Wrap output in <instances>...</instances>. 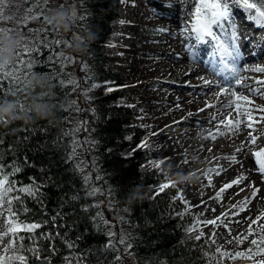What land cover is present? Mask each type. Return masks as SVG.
<instances>
[{
    "label": "trees",
    "instance_id": "16d2710c",
    "mask_svg": "<svg viewBox=\"0 0 264 264\" xmlns=\"http://www.w3.org/2000/svg\"><path fill=\"white\" fill-rule=\"evenodd\" d=\"M30 2L18 0L17 7ZM65 2L74 3L75 13L74 18L68 16L65 29L51 22V14L45 17L50 25L43 18L26 22L21 16L26 11L6 9L14 6L10 0L0 10V37L12 35L20 41L11 66L17 64L18 52L20 59L33 61L14 85L5 82L0 92V107L14 106L12 116L0 117V156L5 165L21 168L10 180L17 187L32 185L33 180L42 185L36 199L10 194L23 200L12 206L25 213L21 220L47 221L35 234L20 233L25 246L39 249V259L33 254L28 264H221L207 237L184 235L190 219L178 216L180 202L170 196L169 187L159 191L165 183L155 171L141 168L147 134L132 123L138 110L131 97L149 102L151 76L143 62L149 56L128 49L131 63L116 68L115 58L106 52L121 5L118 0ZM60 5L59 10L68 11L63 0ZM38 14L25 13V18ZM92 33L97 34L94 42ZM37 40L43 42L40 50L25 54L23 48L38 46L33 44ZM73 45L83 62L66 59ZM84 86L95 92L82 103L90 105L86 149L80 141L78 147L74 144L79 135L72 138L83 113L75 95ZM93 189L98 191L90 195ZM42 233L53 238L45 239ZM32 235L35 243L28 239ZM122 236L130 237V248L119 243Z\"/></svg>",
    "mask_w": 264,
    "mask_h": 264
},
{
    "label": "rangeland",
    "instance_id": "374dc122",
    "mask_svg": "<svg viewBox=\"0 0 264 264\" xmlns=\"http://www.w3.org/2000/svg\"><path fill=\"white\" fill-rule=\"evenodd\" d=\"M10 1L14 2V6L9 8L7 5V10L11 9L12 11H17L21 9V13L26 11L25 13L33 15L34 12H39L42 8V15H45L44 17H47V15L50 17V14L52 16L53 12L55 13L58 11L61 6V0H39V7H36L37 0H33L30 4H28V2L21 7H17L18 0ZM118 2L121 5V15L112 21L114 30L110 33L108 38L109 46L106 52L115 58L116 68L123 64L128 65V63H131V54H127L126 51L128 49L135 50L140 54L141 52L146 53L149 56L143 61L147 66L144 67L145 72L149 73L151 76L150 99L147 98L149 102L137 101L135 96L131 97V100L135 102L138 110L132 123L142 127L147 134L144 142V145H147L146 147L144 146L146 160L142 163L141 168L155 171L161 181L169 183L170 196L177 199L181 204V210L178 212V216L187 215L190 219V223L185 225L183 230L185 236L191 239L197 236L207 237L213 244L215 250L219 248L221 251H228L233 254L237 251L246 252L249 247H252L255 251V247L251 245V240L258 239L260 235H264V232L260 231L261 226H264V211L255 224L252 222L250 225L248 224L247 227L246 224H243L241 228H230L227 221L234 217L232 215L236 214L242 207L243 202L240 198L243 195L240 194V191H234L230 193H221L219 197L216 196V193L219 192L222 187L221 185L225 184L224 180L220 181L221 174L219 180L217 181L216 179V175L224 171V168L217 162L211 163V160L215 157L214 154L217 152V144L213 145L212 142L206 143L203 138L196 139L195 142L192 137L194 132L188 135L187 133L183 134L185 129L184 125L187 122L182 119L185 117L190 116L192 120L196 119L195 121L199 122H197L199 127L195 130L205 127L206 124H208L210 117L214 113L213 110L203 115L196 112L191 114V112H194L196 109L199 110L200 106L205 107L211 103V100L207 98V93L211 92L212 89L215 88L217 92L219 91L216 85H203L202 80L194 78L195 75H197L196 73H189L188 70L180 68V63H177L174 68L172 64H169V61L172 63L180 61V57H183L185 52L198 58L203 57V51L207 53V49H204V45H200V43L195 41L194 37H190L182 32L184 22L191 20V16L185 15L183 10L190 12L195 6V0H118ZM65 4L67 6L68 16L74 18V3L69 5L63 0V5ZM29 9H32V11H29ZM63 11H65V9ZM25 13L21 16L22 19L26 21ZM237 15L240 16L239 12H237ZM240 18L243 19L242 16ZM168 22L174 27V30H178L180 34L185 37L183 36L181 38L171 33L170 30H168ZM238 32L240 34L238 43L241 45L240 42L249 37L252 28L249 25H245L242 29L240 28ZM134 34L136 36L135 40H133ZM248 42L251 43L249 40ZM251 46L252 45H250L249 48ZM78 49L73 45L71 49L69 48L67 50L68 55L66 59L69 62L70 58L73 59L72 61L78 60L83 62L81 51ZM208 50L209 52L211 51L209 47ZM240 51L242 53L244 50L241 49ZM249 51L252 52L253 48ZM246 54H248V52L244 51L243 55ZM207 55L208 56L204 57L208 59L203 57L201 60H206L205 62L212 65L209 53ZM260 56L261 55H258L253 59H245L243 61L240 59V66L243 67L240 74L247 77H255L256 79H264V74L244 71L247 67H254L257 64L262 65L260 64L261 62L258 61ZM194 66L197 67L196 72H202L204 69L200 62H195ZM215 76L216 74H214L213 79L219 83L220 81H218ZM250 83L252 84L253 81ZM253 86L257 87L258 85ZM130 91H132V89L126 90L127 93ZM261 93H264V88H262ZM94 94L95 92L92 87L84 86V89H81L80 92L75 95V100L84 114L80 111L82 114L80 128L74 132L72 138H74V135H79L80 140L76 141H80V146H83L85 149L89 139V134L87 132L88 118L86 115H88L90 105L87 103L82 105V103L87 102ZM244 94H248L247 90H244ZM197 97H200V100H197ZM249 99H252L254 102L253 105L264 106V95L259 97V93H257L255 95H250ZM84 105H86L87 108H84ZM253 105L249 107H253ZM253 115L261 116L262 113L254 111ZM262 124L264 131V123ZM83 127L84 131H82ZM191 142L193 148H198L197 154L193 153V155H191L187 152V145L191 144ZM204 143L207 145L204 146ZM75 145L77 147L79 146V144ZM261 148H263V145L260 144H251V147H249L250 154L252 157H255L258 167L260 166L255 153ZM121 153L124 154L126 151L122 150ZM168 159H171L172 162H168ZM168 163L171 167H169ZM174 163V166L177 167L176 171H172ZM215 167L222 169V171L209 172V168L212 169ZM183 176L195 177V180L185 181L183 183L178 182V178ZM260 181L262 185H254V189L251 191H249L251 188L247 187L246 192L251 193L248 199L252 197L254 191L264 198V173L260 176ZM173 183L175 187L171 186ZM255 188L257 189L255 190ZM7 208L8 205L5 203L3 206V213L0 214V231H3L6 226L9 215ZM218 216L220 220H218L215 225L202 223L204 219H216ZM249 226L253 229L251 234H249ZM244 236H247V239H243ZM237 237L242 239L243 242L238 243ZM11 239H13V237L9 235L4 238L3 243L7 244ZM0 254H5L2 246H0ZM259 259H264V254L254 257L253 260H249L245 256L235 260L229 258L221 259L220 257L219 261H221V264H254V260Z\"/></svg>",
    "mask_w": 264,
    "mask_h": 264
},
{
    "label": "snow or ice",
    "instance_id": "6c2138e0",
    "mask_svg": "<svg viewBox=\"0 0 264 264\" xmlns=\"http://www.w3.org/2000/svg\"><path fill=\"white\" fill-rule=\"evenodd\" d=\"M5 3L6 0H0V10L4 8ZM36 7H39V0H37ZM29 11H32V9H29ZM183 12L185 15H190L191 20L184 22L182 32L190 37H194L197 43H209L211 45L209 56L213 59L218 57L221 71L224 68H229L233 76V79L225 77V83L223 84H219L215 80H208L201 77L203 85H216L219 88V91L216 92L217 98L220 96L228 97L217 109L219 115H223L224 112L227 111V116L225 119L219 120L215 134L210 133L211 139L215 140L217 136H223L234 131L238 132L241 129V124H244L248 129L254 130V124L264 120V115H261L257 119L254 117L253 113L254 111L264 113V106L253 105V101L249 99V96L261 93V88H264V79H256L255 77H247L240 74L241 70L237 67L241 58L240 45L238 43L240 34L238 29L245 25H252L254 30L264 29V0H195V6L191 11L188 12L187 10H183ZM237 12L240 13V16L237 15ZM42 13L43 9L41 8L40 14L27 17L26 22L32 19L43 18L46 23L50 25V22L47 21L45 17H42ZM241 16L243 19L240 18ZM33 44L38 46H25L23 52L25 54L38 52L40 47L43 46V42L39 40L34 41ZM17 55L19 57L17 64L6 69H0V92L4 91L3 85L5 82L14 85L16 81H18L19 73L22 70L31 69L33 67V61L31 59H20L21 52H18ZM244 71L264 74V65L257 64L254 67H247ZM249 80H252L253 83H247ZM63 83L65 82L61 81V84ZM68 83L75 85L76 82L70 80ZM253 85H258L259 87ZM96 86L97 85H93V87ZM237 86L241 90L240 92L236 91ZM12 90L13 86H10L8 91L11 92ZM111 90L112 89L109 88V91ZM244 90H247V95L244 94ZM261 94L264 95V93ZM250 105H253V107H249ZM206 107L214 106L206 105ZM201 111H203V109H201ZM233 113H235V116H233ZM241 117H245L246 119L242 120ZM212 119H218V116H213ZM3 122V120H0V123ZM221 127L224 129L223 131H221ZM248 135L250 137V143L255 144L257 137L252 135L251 132H249ZM77 143V141H74V144ZM143 146L146 147L147 145L145 144ZM244 147L245 145L242 143L241 146L236 149V152H242ZM72 155H76L75 150ZM255 156L258 159L260 172L264 173V148L257 151ZM229 159L235 160V154L229 157ZM6 168H11V171H6ZM20 171L21 168L15 164L5 165L2 156H0V214L3 213V206L5 203L8 205L7 212L9 214L4 230L0 231V246L3 247V252L5 253L0 254V264H28L29 258L33 254H35V259H39V249L25 246L23 244L25 237L20 235V233L26 232L35 234L36 230L42 227V224L47 223V221L28 223L19 218L20 215L25 214L24 212L13 210L12 206L14 201L23 204V200L19 195L14 197L11 196V193L18 192L36 199L40 194L39 189L42 187V185L36 184L34 180L32 185L17 187L16 181L10 180V177L15 176V174ZM219 171H222V169H209V172ZM88 179L89 177H84L86 183ZM244 179H246V177L243 175L237 176L231 183L224 184L220 191L216 193V196L219 197L225 190L230 189L233 185H238ZM171 186L175 187L174 183L171 184ZM167 187H169V183L161 184L159 186V191L163 192ZM96 191L98 190L93 189L90 195H94ZM255 195L256 191L253 192V196ZM96 206L99 207V205ZM259 219L260 217L256 218V220ZM55 220L56 217H52L53 224H55ZM218 220H220L219 216L216 217V219L204 220L202 223L215 225ZM256 220H253V224L256 223ZM252 231L253 229L249 226V234H251ZM260 231L264 232V226H261ZM9 235H11L13 239L9 240L7 244H4V238ZM41 235L45 239L53 238L48 234L42 233ZM109 235L111 236L112 234L110 233ZM28 239L35 243L34 235L29 236ZM196 239L199 240L200 236H197ZM243 239H247V236H244ZM237 242L242 243L243 240L237 237ZM119 243L125 244L129 248L131 247V240L128 236H122ZM251 245L255 247V251L252 247H249L246 252L237 251L234 254L228 251H221L219 248L216 249V252L221 259L229 258L235 260L246 256L249 260H253L254 257L264 254V235H260L258 239H252ZM69 247H72V245H69ZM109 247H114V245L109 244ZM8 253L11 254L9 255ZM209 259H214V257H209ZM254 264H264V259L254 260Z\"/></svg>",
    "mask_w": 264,
    "mask_h": 264
},
{
    "label": "bare ground",
    "instance_id": "6f19581e",
    "mask_svg": "<svg viewBox=\"0 0 264 264\" xmlns=\"http://www.w3.org/2000/svg\"><path fill=\"white\" fill-rule=\"evenodd\" d=\"M168 24H169L168 30H170L171 33H174L178 37H181V38L184 36V35L180 34V32L178 30H174V27L171 26L170 22H168ZM238 30H240V28ZM240 44H241L240 50L242 49V50L248 52V54L243 55L244 51H242L241 58H240L241 61H243L245 59H247V60L253 59V58L257 57L258 55H261L258 61L261 62L260 64L264 65V41H260L259 45H257L256 47H255V45L254 46L252 45L250 48H249L250 44H249L247 39L244 42H240ZM252 48H256V49H254L252 52H250L249 50H251ZM204 49H207V47H204ZM185 50H187V49H185ZM206 52L207 53H205L203 51V54H202L203 57L208 56L207 54L209 53V50L207 49ZM202 58L192 56L188 52H185V55L183 57H180V59H181L180 61L174 62V63L169 61V64L170 65L172 64V67L174 68L177 63H180V68L188 70L189 73H196L197 75H195L194 78L198 79V80H201V77H203L204 79H211L212 80L214 74H216L215 77L218 79V81H220L219 83H225L224 78L226 76L229 79H233L232 73H231V75L227 74L225 77L221 78L220 74L216 72L217 70L214 69L215 68V62L214 61H216V58H214V59L211 58V63L213 66L209 65L207 62H205L206 60L202 61L201 60ZM241 61H239L237 64V67L240 70L243 69V67L240 66ZM195 62H200L203 65L204 69L202 72H196L197 67L194 66ZM216 64L218 66V63H216ZM250 82H252V80L247 81V83H250ZM257 87H259V86H257ZM236 88H237L236 91L240 92L239 87L237 86ZM261 90H262V88H261ZM216 92H217V90L214 88V89H212L211 92L207 93V96H208L207 98L209 100H211V103L209 105H213L214 107H206V106L201 107L200 106L199 110L196 109V110H194V112H191V114L196 112V113H201L203 115V114L208 113L209 111L213 110L214 113L210 117L208 124H206L205 127H201L200 129L195 130L197 127H199L197 125L198 121L196 122L195 121L196 119L192 120L191 119L192 117H190V116L185 117L184 119H182L183 121L187 122L185 125L183 124L185 126L183 134L187 133V135H188V134H191L192 132H194L193 136H192L194 141L196 139L203 138V139H205L204 141L206 143L212 142L213 145L217 144V152L214 154L215 157L213 160H211V163L217 162L219 165H221L222 168H224V171L219 172L216 175L217 181L219 180L220 174H221L220 181L224 180L225 184L231 183V181L239 175H243L244 177H246V179L242 180L238 185H233L230 189H227V190H225V192H223V193H230V192H234V191H240V194L243 195L240 198V200L243 202L242 207L238 210V212L236 214L232 215L234 217L230 218L227 221L230 228L234 227V229L235 228L237 229L238 227L241 228L243 226V224H246V227H247L248 224L250 225L253 222V220H256V218L259 217L261 215V213L264 211V198H263V196L260 194H256L255 196L252 195V197H250V199H251L250 200V199H248V197H249V195H251V193L246 192L247 187H250L251 189L249 191H251L254 189L253 188L254 185H256V186L262 185L261 184L262 182L260 181V176H262V172H260L259 167L257 166L256 162L253 160V157L250 154L249 147H251L252 143L250 144V137H249L248 133L251 132L252 135L256 136L257 139H256L255 144L263 145V148H264V131H263V124H262V123H264L263 122L264 120L263 121L261 120L260 122L254 124V130L248 129L245 127L244 124H241L240 131H238V132L234 131L231 133H227L226 135H223V136H217V138L215 140L211 139L210 133L215 134L216 126L219 124V120L225 119V117L227 116V111H225L223 115H219L217 112V109L220 107L221 102L222 101L225 102L228 98L225 96H220L219 98H217ZM259 97H262L261 93H259ZM199 98L200 97H197V100H200ZM251 101H252V99H251ZM257 104H259V103H257ZM201 109H203V111H201ZM262 115H264V113H262ZM213 116H218V119H212ZM233 116H235V113H233ZM254 117L258 119L260 116H254ZM241 119L243 120V119H245V117H241ZM223 130H224L223 127H221V131H223ZM206 143H204L203 145L204 146L207 145ZM242 143L245 145L243 151L242 152H236V149L239 148ZM195 144H197V143H195ZM197 149H198L197 147L193 148L192 142H191V144L187 145V152H189V154H191V155H193V153H196ZM233 154H235V160L229 159V157L233 156ZM168 162H172V160L168 159ZM174 165H175V163L172 166V171L177 170V167ZM169 167H171L170 164H169ZM249 183H250V186H249ZM221 186L223 187V185H221ZM256 189L257 188H255V190ZM225 224H226V222H225Z\"/></svg>",
    "mask_w": 264,
    "mask_h": 264
},
{
    "label": "clouds",
    "instance_id": "9594fccd",
    "mask_svg": "<svg viewBox=\"0 0 264 264\" xmlns=\"http://www.w3.org/2000/svg\"><path fill=\"white\" fill-rule=\"evenodd\" d=\"M51 22L60 29H65L68 23V13L63 10L56 11L51 17ZM93 41L97 38L96 33L91 34ZM19 38L7 35L0 37V69H6L12 65L15 58V47L19 43ZM13 105L8 104L5 107H0V117L12 116ZM195 177L183 176L178 178V182L194 181Z\"/></svg>",
    "mask_w": 264,
    "mask_h": 264
}]
</instances>
